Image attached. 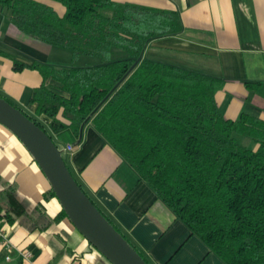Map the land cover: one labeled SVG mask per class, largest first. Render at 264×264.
Instances as JSON below:
<instances>
[{
    "label": "trees",
    "instance_id": "1",
    "mask_svg": "<svg viewBox=\"0 0 264 264\" xmlns=\"http://www.w3.org/2000/svg\"><path fill=\"white\" fill-rule=\"evenodd\" d=\"M49 1L65 14L42 0H0V11L24 34L69 51L73 66L15 62L44 78L32 99L37 118L0 97L60 150L92 127L226 264H264V120L226 118L216 98L222 80L145 57L156 40L182 33L180 14L114 0ZM27 208L16 187L0 190V221L14 224Z\"/></svg>",
    "mask_w": 264,
    "mask_h": 264
},
{
    "label": "crops",
    "instance_id": "2",
    "mask_svg": "<svg viewBox=\"0 0 264 264\" xmlns=\"http://www.w3.org/2000/svg\"><path fill=\"white\" fill-rule=\"evenodd\" d=\"M114 1L178 12L182 33L156 40L145 57L222 80L216 98L226 118L248 114L264 120V0ZM42 2L61 16L66 12L58 3ZM56 49L21 32L0 11V94L32 117L37 118L34 92L44 78L29 68L16 71L15 62L72 67ZM71 145L73 151H64L68 168L150 264H226L92 127L81 144ZM11 186L28 208L14 224L0 221L15 247L10 252L0 239V264H111L68 217L55 221L63 208L57 197L45 199L52 190L49 180L24 144L0 124V190ZM20 249L30 250L31 260Z\"/></svg>",
    "mask_w": 264,
    "mask_h": 264
},
{
    "label": "water",
    "instance_id": "3",
    "mask_svg": "<svg viewBox=\"0 0 264 264\" xmlns=\"http://www.w3.org/2000/svg\"><path fill=\"white\" fill-rule=\"evenodd\" d=\"M0 124L32 154L73 225L111 264H148L79 185L66 164L64 151L23 111L2 97Z\"/></svg>",
    "mask_w": 264,
    "mask_h": 264
},
{
    "label": "built area",
    "instance_id": "4",
    "mask_svg": "<svg viewBox=\"0 0 264 264\" xmlns=\"http://www.w3.org/2000/svg\"><path fill=\"white\" fill-rule=\"evenodd\" d=\"M73 149H74V147L72 145H68L66 147V149L63 151L71 152V151H73ZM0 239L3 241V244L6 246V248L10 252H12L15 249V247L7 240L5 234L1 230H0ZM19 252H20V255L27 261L31 260V258L33 257V254H32V252H30V250L20 249ZM7 259L10 260L11 257L8 256Z\"/></svg>",
    "mask_w": 264,
    "mask_h": 264
},
{
    "label": "rangeland",
    "instance_id": "5",
    "mask_svg": "<svg viewBox=\"0 0 264 264\" xmlns=\"http://www.w3.org/2000/svg\"><path fill=\"white\" fill-rule=\"evenodd\" d=\"M56 50H59V52H62L61 54H65L63 56H66L67 58H69L68 60L72 61V55H71V53L69 51H66V50H63V49H60V48H58ZM241 142L248 144V140L246 138H241Z\"/></svg>",
    "mask_w": 264,
    "mask_h": 264
}]
</instances>
